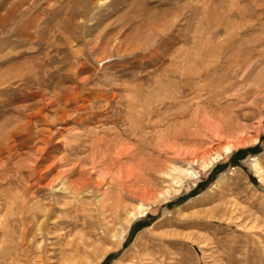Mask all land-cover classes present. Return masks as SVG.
I'll list each match as a JSON object with an SVG mask.
<instances>
[{
    "label": "rangeland",
    "instance_id": "obj_1",
    "mask_svg": "<svg viewBox=\"0 0 264 264\" xmlns=\"http://www.w3.org/2000/svg\"><path fill=\"white\" fill-rule=\"evenodd\" d=\"M160 263L264 264V0H0V264Z\"/></svg>",
    "mask_w": 264,
    "mask_h": 264
},
{
    "label": "bare ground",
    "instance_id": "obj_2",
    "mask_svg": "<svg viewBox=\"0 0 264 264\" xmlns=\"http://www.w3.org/2000/svg\"><path fill=\"white\" fill-rule=\"evenodd\" d=\"M58 82V81H57ZM39 90V89H38ZM58 98H60V97H55V99L54 98H52L53 100H51L50 99V105H55V103H56V101H57V99ZM66 98V97H65ZM64 98V99H65ZM49 100V99H48ZM69 100V99H68ZM78 100V99H77ZM49 102V101H48ZM69 102V101H68ZM46 104H48V103H46ZM58 105V104H57ZM47 106V105H46ZM52 107V106H51ZM50 107V108H51ZM56 107H58V106H56ZM60 108V107H59ZM42 109H44V108H42ZM54 109H55V107H54ZM57 110V109H56ZM55 111V110H54ZM41 113V112H40ZM225 150H226V152H229L230 151V148L229 147H225ZM253 167H254V169H255V171L258 173V174H260L261 173V167H260V165H259V163L256 161V162H254L253 163ZM186 170V169H185ZM187 173H190V172H186V174ZM188 175V174H187ZM186 175V176H187ZM194 175V174H193ZM81 185V184H80ZM79 188H80V186H79ZM74 190V189H73ZM75 190H76V188H75ZM82 191H83V189H82ZM72 192V191H71ZM75 192V191H74ZM73 192V193H74ZM76 193V192H75ZM73 195H75V194H73ZM78 195V194H77ZM58 210V209H57ZM73 210V209H72ZM104 210V209H103ZM139 211L140 212H142L143 211V209H142V206H140L139 207ZM65 215V214H64ZM69 222V221H68ZM56 223V222H55ZM62 224V223H61ZM65 224V223H64ZM55 226V225H54ZM58 226H59V224H58ZM61 226V225H60ZM59 226V227H60ZM57 227V226H56ZM78 243V242H77ZM87 244V243H86ZM78 247V246H77ZM76 247V248H77ZM72 250H73V248H72ZM86 250V245H85V243H82L81 242V246L80 247H78L76 250H73V251H68V252H66V253H69V256H68V259H75L77 256H79V253L81 252H84ZM57 252V251H56ZM64 253V252H63ZM65 254V253H64ZM138 254H140V253H138ZM150 255V254H149ZM137 256V255H136ZM142 256H143V254H142ZM151 256V255H150ZM153 256V259H154V254L152 255ZM60 257V256H59ZM165 259V258H164ZM66 260V259H65ZM66 261H69V260H66ZM160 262H161V260H160ZM160 264H162V263H160Z\"/></svg>",
    "mask_w": 264,
    "mask_h": 264
}]
</instances>
